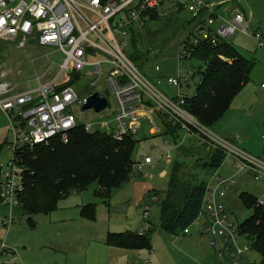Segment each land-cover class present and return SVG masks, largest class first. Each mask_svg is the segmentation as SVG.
<instances>
[{
	"label": "built area",
	"instance_id": "built-area-1",
	"mask_svg": "<svg viewBox=\"0 0 264 264\" xmlns=\"http://www.w3.org/2000/svg\"><path fill=\"white\" fill-rule=\"evenodd\" d=\"M192 18L193 26L178 48V60L190 57L193 48L201 45L216 47L236 34L251 36L264 47L263 37L251 33V23L236 1L215 4L213 0H172ZM226 4L227 15L219 11ZM160 0H0V41L19 40L23 48L29 41L41 47L62 53L65 58L59 65V73L53 81L39 84L34 92L12 94L8 83H0V115L8 127L7 149L12 158L0 165V207H20L19 196L23 191V176L16 159V152L23 148L48 146L58 140L67 144L72 131L82 127L87 134L101 132L121 142L134 138L147 125L149 136L162 135L165 123L176 130L174 137H164L168 147L162 159L169 166L172 152L184 146L187 140H197L208 149H219L226 157L234 159L239 172L251 174L256 181L264 182V162L240 151L228 142L212 135L184 108L186 98L177 94L169 97L150 84L134 63L125 55V38L130 27L141 25L148 10L158 9ZM138 22V24H136ZM159 71V68H155ZM189 72L185 83L193 77ZM90 81L87 95L76 83ZM181 79L168 78L167 84L181 88ZM72 83V84H70ZM105 84L102 92L97 91ZM93 93L107 101V107L95 112L101 117L93 123L80 122L87 110L86 99ZM113 101L111 108L109 100ZM75 112H78V117ZM159 124V126H158ZM264 138V135L262 136ZM151 157L132 166L133 177L146 167L153 166ZM167 172H162L165 177ZM235 181L213 176L207 190L200 219L204 218V234L220 242L217 255L227 253L235 259L249 250L240 244L238 227L229 218L221 203ZM259 206L264 202L257 200ZM16 222L9 213L0 218L4 228ZM188 229L183 232L187 234ZM14 253L5 243H0V257ZM234 264H238L234 261Z\"/></svg>",
	"mask_w": 264,
	"mask_h": 264
},
{
	"label": "rangeland",
	"instance_id": "rangeland-1",
	"mask_svg": "<svg viewBox=\"0 0 264 264\" xmlns=\"http://www.w3.org/2000/svg\"><path fill=\"white\" fill-rule=\"evenodd\" d=\"M160 1L162 4L157 10V19L152 20L145 17L141 25L136 26L139 38L129 34L124 40L123 52L146 80L160 92L169 97H175L177 94L194 96L196 86L199 84V77L193 76L188 85L185 83V79L189 72L204 70L207 63L197 59L178 60V48L193 26L192 18L188 12L179 9L172 0ZM230 1H236L235 3L242 7L246 15L251 17V33L257 32L264 39V0H214L216 3ZM184 2L185 0H179V4ZM229 7L230 5L226 4L217 11L224 16L227 15ZM226 42L232 45L243 58L252 63L253 67L248 82L234 98L227 112L208 131L240 151L264 162V138L262 137L264 135V47L258 48V42L254 38L240 34L226 39ZM18 43L19 40L0 41V83H8L11 86L12 94H18L34 92L40 83L45 84L53 81L59 73V65L62 64L65 56L53 49L41 47L38 43L28 44L23 48H19ZM156 67L159 68V71L155 70ZM178 77L181 79L179 90L167 84L168 78ZM104 86L105 84H100L97 91L102 92ZM75 88L83 90L82 93L87 95L91 92L90 81L80 80L76 83ZM109 101L113 109V101L111 99ZM74 114L78 117L79 113L74 111ZM100 117L101 115L94 111L87 110L83 117H78V119L80 122L93 123ZM143 129L135 137L138 143L132 156L133 161L138 163L148 156L158 164L152 168H145L130 182L114 190L110 200L118 197L121 201H129L127 205L132 206L142 194L146 203L153 208L152 218L160 221V217L157 219V214L160 216L161 205L165 200L170 182V168L162 159L163 153L168 147L164 146L162 136L147 134L146 124ZM7 138V123L0 115V165H6L12 158V153L7 149ZM191 143L194 145L189 150V156L183 154L178 159L179 162H183L180 178L189 183L209 182L213 176L223 179L233 178L235 183L221 203L224 205L230 221L238 227L252 216V211L245 209V206L241 204L240 195L248 194L264 202V182L256 181L249 173L239 172L231 156L226 157L219 169L212 173H206L201 167L207 153L206 149L199 141L194 142L192 139L187 140L185 146ZM174 154L172 152L173 157ZM164 171L167 172V176L163 179L160 177V173ZM97 190L98 186L93 184L84 192L70 193L59 201L57 207L62 208L67 204L74 205L77 200L78 203L83 201L88 205L95 204L99 211L103 207L101 205L105 203L96 197ZM155 194L159 200L153 203L151 200ZM9 213L16 222L9 228H4L0 223V243L4 242L6 247L10 251H14L15 254L13 256L9 254L8 257L3 256L0 264H7L6 262L65 264L66 260L79 254L84 259L88 241L76 242L72 240L74 235L66 225L57 223L61 218V213L54 216L52 221L48 215H37L32 218L33 221L30 223L20 207L11 210L0 207V218ZM118 215L120 214L118 213ZM202 219L204 220V218ZM200 220L198 219L196 222L200 223ZM114 221L113 217V223ZM134 223H138V220H133ZM194 228L195 226L192 227V230ZM67 239L74 241L69 245V251L60 247L61 243L64 246L63 241ZM238 240L240 244H246L249 247V250L243 255L232 259L227 253L221 254L220 257L214 252L216 258L206 261L204 264H234V261H237L238 264L258 263L260 256L252 250L251 241L246 238ZM217 243L218 246L215 249L220 250V242L217 241ZM90 248L89 256L90 254L94 255L99 249L94 243ZM183 258L181 257L180 260L177 258L178 264H186L185 258ZM20 260L22 263H19ZM196 264L199 263L196 262Z\"/></svg>",
	"mask_w": 264,
	"mask_h": 264
},
{
	"label": "trees",
	"instance_id": "trees-1",
	"mask_svg": "<svg viewBox=\"0 0 264 264\" xmlns=\"http://www.w3.org/2000/svg\"><path fill=\"white\" fill-rule=\"evenodd\" d=\"M178 8L182 9L181 6ZM157 10H148L144 17L157 19ZM136 26L139 25L131 26L129 31L130 35L139 38ZM186 59L207 63L204 70L193 72V76L199 77V84L195 95L186 98L184 108L209 130L248 82L253 65L226 41L216 47L205 44L194 47ZM175 133L176 130L165 123L161 136L174 137ZM137 143L134 138L118 142L101 132L87 134L78 127L70 133L67 144L55 140L48 146L17 151L16 159L23 176L19 201L24 216L31 223L37 215H49L57 209L62 198L73 192H84L93 184L98 186L96 197L108 204L113 191L133 178L135 162L132 156ZM201 144L207 152L201 167L206 173H212L219 169L226 155L219 149H208L207 145ZM189 150L185 145L179 147L169 165L170 182L161 205L160 226L172 235L182 234L199 219L205 201L208 182L189 183L179 176L183 162L178 159L183 154L189 156ZM239 199L245 209L252 211V216L238 226V235L251 241L252 250L260 256L256 264H264V207L248 194H241ZM81 215L93 220L95 205L83 207ZM105 244L128 250L150 249L146 235L130 232L109 233Z\"/></svg>",
	"mask_w": 264,
	"mask_h": 264
},
{
	"label": "crops",
	"instance_id": "crops-1",
	"mask_svg": "<svg viewBox=\"0 0 264 264\" xmlns=\"http://www.w3.org/2000/svg\"><path fill=\"white\" fill-rule=\"evenodd\" d=\"M239 7L242 9L241 6ZM248 18L251 23V17ZM193 141L196 142V140ZM193 145L191 143L187 148L192 149ZM153 163V166L146 168H152L158 164L154 161ZM158 200V196L155 194L151 202H158ZM128 202L121 201L116 197L110 200L109 204H102L103 207L99 211L96 209V205L93 204L95 205V218L93 220L86 219L81 215L82 208L88 206V204L83 201L78 203L77 200H75L74 205L67 204L62 208L57 207L54 212L49 214L48 216L52 221L54 216L61 213V218L57 223L66 225L74 235L72 240L76 242L88 241L84 259H82L81 254L75 255L66 260L65 264H178L177 258L180 260L181 257L185 258L183 259L186 264H196V262L204 264L206 261L216 258L218 250L215 248L218 243L215 242V245H212L213 240L204 234L203 217L200 223L195 222L188 228L187 234L172 235L161 229L159 220L152 218L153 208L146 203L142 194L136 199L134 205H127ZM113 217L115 218L114 223ZM158 217L160 216L157 214V219H159ZM133 220H138V223L133 224ZM193 226L195 228L192 230ZM126 232L146 235L150 240V249L128 250L110 247L105 244L109 233ZM69 239L63 241L64 246L61 243L60 247L65 251H69V245L74 242L69 241ZM92 243L96 244L99 249L96 250L94 255L90 254L89 256ZM214 252H216V255ZM11 254L13 256L15 253ZM3 256L8 257L9 255L3 254L0 260ZM6 263L14 264L12 262ZM19 263H22V261L20 260Z\"/></svg>",
	"mask_w": 264,
	"mask_h": 264
},
{
	"label": "water",
	"instance_id": "water-1",
	"mask_svg": "<svg viewBox=\"0 0 264 264\" xmlns=\"http://www.w3.org/2000/svg\"><path fill=\"white\" fill-rule=\"evenodd\" d=\"M29 44H33V41H29ZM107 107V101L104 98L99 97L97 93H93L86 99V104L83 106V110L93 109L95 112H101Z\"/></svg>",
	"mask_w": 264,
	"mask_h": 264
}]
</instances>
